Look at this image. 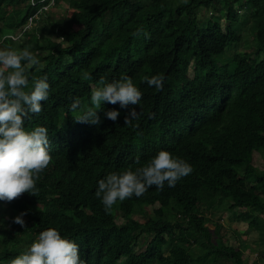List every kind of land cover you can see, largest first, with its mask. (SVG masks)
Returning a JSON list of instances; mask_svg holds the SVG:
<instances>
[{
	"label": "trees",
	"instance_id": "16d2710c",
	"mask_svg": "<svg viewBox=\"0 0 264 264\" xmlns=\"http://www.w3.org/2000/svg\"><path fill=\"white\" fill-rule=\"evenodd\" d=\"M49 1L0 0V11L11 7L0 49L32 50L40 64L28 69L30 87L43 76L50 84L41 113L24 127L48 129L52 156L36 196L0 201V264L48 228L75 241L84 264H259L244 258L241 238L237 247L227 244L223 225L213 223L212 233L209 214L230 199L229 221L247 222L264 244V221L251 213H264V173L252 164L253 152H264V0H64L70 13L62 22L48 17ZM200 9L209 15L200 19ZM245 23L255 37L252 52L237 51L247 40ZM137 28L148 37L134 36ZM154 75L165 77L162 90L145 82ZM122 76L141 90L138 105L105 102L99 126L75 121L74 100L91 107L100 78ZM131 107L141 116L125 125ZM112 109L120 112L116 122L105 116ZM160 150L187 161L191 174L106 212L95 195L98 181L134 170ZM166 210L174 217L165 218ZM21 213L23 227L13 222ZM258 254L264 256V245Z\"/></svg>",
	"mask_w": 264,
	"mask_h": 264
},
{
	"label": "clouds",
	"instance_id": "9594fccd",
	"mask_svg": "<svg viewBox=\"0 0 264 264\" xmlns=\"http://www.w3.org/2000/svg\"><path fill=\"white\" fill-rule=\"evenodd\" d=\"M133 35L148 37L149 34L143 28H137ZM39 64L37 54L29 48L0 49V201L12 202L25 193L36 196L37 181L52 160L48 129L37 126L29 131L24 127L25 119L41 113L42 101L49 98L47 76L33 79L31 87L29 84L28 69ZM164 79L163 75L144 77L148 86L157 90L163 89ZM142 95L128 76L111 82L101 77L98 86L92 89L91 107H82L81 101L76 99L70 110H80L76 122L99 126L102 121L98 111L103 103H118L121 108L128 109L138 105ZM105 116L116 122L120 112L108 110ZM140 116L136 107H131L124 116V124L132 125ZM135 163L140 164L139 158ZM192 170L184 159L160 150L146 164L134 170L129 168L108 173L98 181L95 195L107 212L118 201L123 202L133 196L139 198L153 186L161 191L165 185L175 187ZM25 215L27 213H21L13 222L23 227ZM10 264H84V261L75 241L62 236L56 228H48L38 234L26 251L11 259Z\"/></svg>",
	"mask_w": 264,
	"mask_h": 264
},
{
	"label": "crops",
	"instance_id": "0c3cea01",
	"mask_svg": "<svg viewBox=\"0 0 264 264\" xmlns=\"http://www.w3.org/2000/svg\"><path fill=\"white\" fill-rule=\"evenodd\" d=\"M261 152L259 151H255L253 152V156H252V164L254 169L258 172V170L255 167L254 164V157L256 154H260ZM264 154V152H262ZM263 171H261L260 173H264V168L262 169ZM264 197V196H263ZM231 203L230 199L226 198L225 201L223 202V204L221 206H219V210L216 213H210L209 216L212 219V223H210V231L213 233V229H214V224H221L223 225L224 229L220 230V234L224 236L225 239H227V244L232 245L234 247H237L239 245V243L244 242L246 244V248L244 250L245 252H249L251 254V259L248 261L252 262L257 260V262L259 264H263V260H264V256L259 253V251L261 250V248L263 247L264 244H262L261 242H259V231L258 230H249L248 229V225L247 222L242 221V220H234V221H229L228 219V215L230 214V212L228 211L227 206ZM219 212H222V214H220ZM251 213L253 215H258V222L261 225V223H263L264 221V213H258L257 209L252 208ZM219 217L220 215V219H215L216 216ZM226 222V223H225ZM254 234V237H253ZM212 238H213V234H212ZM239 238H241V241L239 242ZM204 244V242H203ZM195 248H196V244ZM187 248H191V246L189 244H185L184 245ZM247 254V253H246ZM204 264H218V263H208V262H204ZM222 264H227V261H223Z\"/></svg>",
	"mask_w": 264,
	"mask_h": 264
},
{
	"label": "rangeland",
	"instance_id": "374dc122",
	"mask_svg": "<svg viewBox=\"0 0 264 264\" xmlns=\"http://www.w3.org/2000/svg\"><path fill=\"white\" fill-rule=\"evenodd\" d=\"M45 10L47 11L48 17H50L51 20L57 21V22L58 21L62 22L66 18V16L70 13V9H69V7H67V4L64 0H60L57 5L55 4V6H53V4H51V3H49L47 8H45ZM38 11L41 12L39 8L37 9V12ZM242 13H243V11L240 12V14H242ZM10 15H11V7L10 6L3 7V9L0 11V26L2 24V19L4 17L10 16ZM208 15H209L208 11H205L204 9L199 10L198 17L200 19L206 18ZM246 15L247 14L245 12V16ZM249 23H245L241 26V29H242L241 32L244 33L243 38L246 36L247 40L244 41L243 39H241L240 45L237 47V51H239V52H244V51L245 52H252V50H253V41L255 39L254 34L247 31L248 27L242 28L245 25L247 26V24H249ZM77 27L78 26L74 25V28H77ZM8 33L10 35L11 31L8 30ZM234 48H235V46L227 49V57L229 55H231V53L234 51ZM200 72H201V69H195L194 73H195V75H198ZM175 83L177 84V86H181L182 81L178 80ZM253 161H254L255 167L258 170V172L263 171L262 169L264 168V154L262 152L260 154H256ZM127 210H128V212H130L132 210V208L128 205ZM219 213L222 214V212H219ZM135 217H138V216H135ZM173 217H174V214H172L166 210L165 218H173ZM138 218H139V220H142V218H140V217H138ZM215 219H220V215H219V217L216 216ZM113 232L114 231H109L108 234H112ZM253 237H254V234H253ZM190 249H195V245H191ZM250 256H251V254L249 252L244 253V258L246 260H248V259L250 260L251 259Z\"/></svg>",
	"mask_w": 264,
	"mask_h": 264
},
{
	"label": "built area",
	"instance_id": "2783aa9c",
	"mask_svg": "<svg viewBox=\"0 0 264 264\" xmlns=\"http://www.w3.org/2000/svg\"><path fill=\"white\" fill-rule=\"evenodd\" d=\"M49 3L52 4V3H53V0H50ZM49 3H48V4H49ZM48 4H47L46 6H44L43 8H44V9L47 8ZM14 38H15V37H14Z\"/></svg>",
	"mask_w": 264,
	"mask_h": 264
}]
</instances>
